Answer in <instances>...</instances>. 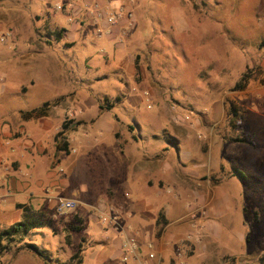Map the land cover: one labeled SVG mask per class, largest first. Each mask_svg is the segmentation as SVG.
I'll return each instance as SVG.
<instances>
[{
  "label": "rangeland",
  "instance_id": "1",
  "mask_svg": "<svg viewBox=\"0 0 264 264\" xmlns=\"http://www.w3.org/2000/svg\"><path fill=\"white\" fill-rule=\"evenodd\" d=\"M56 1L62 0H0V123L7 126L18 112L30 111L45 102L49 103L47 110L55 106L66 109L63 117H42L40 120H47L51 126L33 142L37 156L38 141L50 147L52 140L48 137L62 121L58 131L62 130V134L57 143L53 141L69 154L57 150L59 162L54 161L52 167L48 165L53 154L39 155L37 158L45 162L46 168L33 172L29 178L30 181L42 179L48 189L51 178L47 177L46 170H53L56 180L61 181V186L55 188L58 196L66 197L75 189L80 193L81 202L73 210L53 209L47 218L50 225L33 229L23 239L6 242V248L0 253V264H60L81 244L83 264H96L89 255L100 243L97 241L101 234L91 221L90 214H98L89 203L106 197L104 165L98 155L108 152L110 156L108 144L114 141V136L112 132L108 134L105 146L103 140L97 141L93 136L87 137L83 144L70 142L66 130L71 124L77 127L103 112L113 120L129 122L134 127L135 123L139 124L141 129H135L141 134L136 136L139 147L145 146L148 140L154 146L175 145L178 143L175 132H182L183 126L187 146H192L191 153L195 142H199L203 152L220 155L225 168L235 173L221 188L238 187L241 195L245 193L243 224L234 226L238 232L242 228L245 243L203 241L194 247L191 241L175 249L193 254L203 245L202 251L212 256L224 254L222 262L213 259L207 264H258L264 251V103L244 90L254 82L264 84V52L259 62L253 64V58H257L256 42L264 39L263 0H132L136 26L123 40L122 55L112 56L106 55L105 50L113 52L115 41L96 36L93 33L96 26L90 22L85 23V31L76 44H68L70 36H61V28L69 29L71 22L64 12L55 8ZM73 18L79 21L78 16ZM14 26L20 29L18 39L12 36ZM46 41H57L54 51L63 59L64 71L76 72L73 75L64 72L57 84L48 76L32 79L21 69L27 57H35L30 50L43 47ZM127 57L133 68L130 75L121 67ZM246 69L253 70L252 79L243 90L234 89ZM230 102L245 117L235 128L228 122ZM237 136L245 140L233 141ZM218 138L231 143L216 146ZM5 171H0V178L6 176ZM212 179L217 180L214 176ZM161 195L174 201L177 214L186 213L185 206L198 198V194L188 198L175 190ZM201 215L200 210H193L185 218L194 227L197 216ZM79 216L85 218L84 228L80 232H67V224L77 223ZM221 226L225 230L226 226ZM26 244H31L46 260L34 248H19ZM185 263L205 264L197 263L194 258L185 259L182 264ZM97 264L110 263L99 260Z\"/></svg>",
  "mask_w": 264,
  "mask_h": 264
},
{
  "label": "crops",
  "instance_id": "2",
  "mask_svg": "<svg viewBox=\"0 0 264 264\" xmlns=\"http://www.w3.org/2000/svg\"><path fill=\"white\" fill-rule=\"evenodd\" d=\"M70 1L73 3V9L62 12L68 16V21L71 24L69 29L61 28L63 31L61 36H70L68 44L72 45L76 44L80 38L79 35L85 31V23L90 22L93 26L97 24L96 21L87 17L88 4L98 2L103 11H107L111 6L121 4L131 11L134 19V26L131 30L124 31L122 23L106 27L107 24L104 20H101V26L105 29L101 31V34L93 32L98 37L115 41L113 52L108 53L104 49L106 55H122L123 48L121 45L124 44L123 40L129 37L137 22L136 11L132 6L134 1L115 0L111 3H105L102 0ZM73 16H78L79 21L75 23L74 20H71ZM19 31V26L12 28L13 38L18 39ZM122 35L123 38L119 41ZM47 44H52L53 48L50 49L51 46L48 47ZM56 45L57 41H46L43 47L35 45L38 49L32 48L30 50V52L35 53V57L29 59L27 57L28 61L22 62L21 69L32 79L50 77L51 81L56 84L64 77V72L68 75L76 73L74 70L64 71V61L54 51ZM263 52L264 39L261 42H256L255 53L257 58H253V64L259 62L258 58ZM100 56L102 55L100 54ZM89 61L91 62L90 58ZM262 64L264 65V63ZM121 67L125 68L128 75L133 73L129 58L124 60ZM55 73H58L57 76ZM32 82L34 81L32 80ZM263 85L258 82L251 83L244 92L249 93L256 101L264 103ZM258 108L260 109V107ZM65 112L66 109L55 106L51 110H46L43 119L59 117L60 115L63 117ZM21 113L24 112H18L14 117L15 120L7 126H2L0 123V171L7 170L5 171L6 176L0 178V227H9L21 220L23 214L21 205L30 206L31 210L39 214L42 213L47 219L48 214L56 208V198L61 197L55 191V188L61 186V181L56 180L53 170H46L47 177L51 178L50 188L48 189L44 187L42 179L37 178L30 181V178L33 176V172H38L44 167L43 163L45 162L37 158L39 155L51 156L53 154L49 165L47 163L49 167H52L54 161L59 162L55 152L58 150L60 153H66L59 146H56L57 141L55 143L53 141L62 121L55 125L54 132L48 137L52 140L50 147L38 141L39 150L36 151L37 156H35V142L33 141L37 137L40 138L42 133L51 126V123H48L47 120H40L42 117L38 119L33 117L23 118ZM94 118L91 121L84 120L81 124H77V127L71 124L69 130H66L67 133L69 132L67 135L70 142L78 141L83 144H86L87 137L93 136L97 141L98 139L99 141L103 140L105 146L104 142L109 140L108 134L112 132L114 136V141L108 144L110 156L108 152L98 155V159L104 165V192H106V197L102 198V201L89 203L94 212L98 214H90L91 221L94 222V227L101 234L99 241H97L100 243L95 245V250L89 255L94 263L97 264L99 260H104L110 264H182L185 259L194 258L197 263L207 264V262H212L213 259L222 262L224 254L212 256L202 251L204 249L203 245L199 246V248L201 247L199 252L195 251L193 254H189L186 250H177L175 247L184 244L183 242L187 244L191 241V245H195L194 247L203 241L225 242V240H228L234 243L235 241L245 243V234L241 231L242 228L239 232L234 230L236 224H239V222L243 224L245 193L241 195L238 187L235 189L233 187L221 188L225 182L231 181L235 173L232 174L231 171L225 168L220 155L216 157L217 155L210 152H203L200 149L202 144L199 142H195L196 144L192 148L195 154L191 153L192 146H187V132L183 126L180 127L182 132H175L178 143L183 142L181 145L177 143L178 145L170 144V147L165 144L154 146L147 139V144L139 147L136 144V136L141 134L135 132V129L138 131L141 129L139 124L135 123L136 127H134L132 123L113 120L106 112L96 115ZM173 128H175L174 124ZM204 130H207V128H204ZM102 135L104 137H101ZM141 138L143 139V137ZM250 138L253 140V136H250ZM218 139L215 143L216 146L223 147L230 142L221 138ZM133 149L136 152H132ZM66 154H69V152ZM213 176L215 179L217 178L216 181H213ZM173 190L179 195H187L188 198L198 194L197 200H189L191 204L185 206L188 209L186 213H179L180 215L175 213L178 208L174 201L162 197L163 192H173ZM79 194L78 190L71 189L70 194L62 198L77 201L78 208L81 202ZM193 210H200V215L202 214L197 216L198 221L194 227L190 226L189 221L185 218ZM103 213L111 218L109 224H103L99 220ZM176 215L177 217L172 218ZM79 217L82 220L81 229L77 232L84 228L86 222L85 218ZM67 222H70V220ZM221 225L226 226L225 230ZM131 234L137 238L139 248L133 256L128 260H124L121 245L124 237ZM84 240L85 238L82 237V243ZM147 242H152L154 245L153 258H148ZM233 254L232 252L230 256H233ZM249 258L250 255L247 256V259ZM83 261L81 264H83Z\"/></svg>",
  "mask_w": 264,
  "mask_h": 264
},
{
  "label": "trees",
  "instance_id": "3",
  "mask_svg": "<svg viewBox=\"0 0 264 264\" xmlns=\"http://www.w3.org/2000/svg\"><path fill=\"white\" fill-rule=\"evenodd\" d=\"M252 71L246 69L237 82L234 85V89L236 90H243L248 82L252 79ZM49 103L45 102L42 104V106H39L37 108H33L30 111L21 113V116L23 118H38L43 117L46 115V110L48 108ZM101 109L103 107H100ZM109 109V108H106ZM228 122L229 126L236 127V123H243L245 120L243 112L240 110V108L236 105H234L232 102L229 103V110H228ZM64 124L62 125V128H64ZM62 134V130L57 133L55 141H57L58 136ZM233 141L236 142H243L245 139L243 136H237L236 138H232ZM23 214L21 217V220L10 225L9 227H0V253L6 248V242H11L14 240H17L18 238L23 239V236L25 234H28L30 231H32L35 228H39L42 225H50L49 221L45 218V216L41 213H37L36 211L31 210L30 206L28 205H21ZM76 219V218H75ZM78 222L75 224H69L66 227V231H77L81 229V219H76ZM69 234H67L68 236ZM19 236V237H17ZM17 237V238H16ZM21 248H29L33 249L34 247L31 244L22 245L19 247ZM35 249V252L44 260H46L45 256L42 255L39 251ZM83 261V248L82 244L78 246L77 250L69 256L65 261L60 262V264H81ZM258 264H264V251L260 254L258 258Z\"/></svg>",
  "mask_w": 264,
  "mask_h": 264
},
{
  "label": "built area",
  "instance_id": "4",
  "mask_svg": "<svg viewBox=\"0 0 264 264\" xmlns=\"http://www.w3.org/2000/svg\"><path fill=\"white\" fill-rule=\"evenodd\" d=\"M102 1H104L105 3H111V2H114L115 0H102ZM55 8L60 11L72 10L73 3L70 0L56 1ZM87 9H88L87 17L97 22L96 28L94 30L95 33L97 34H101V31L105 29V27L101 26V23H100L101 20H104V22L107 24L106 27H112V26H116L119 23H122L124 25V31H129L134 25V19H133L131 11H129L127 8H125L121 4L116 5V6H111V8H109L107 11H103L101 10L98 2H93L87 5ZM73 17H76V16H73ZM71 20H74V22H77L76 19L71 18ZM123 35L121 36V38H119V41H121V39L123 38ZM55 205H56L57 211L64 212V211L75 209L78 205V202L72 199L57 197L55 200ZM99 219L103 224H109V222L111 221V218L106 213L101 214ZM121 248H122L123 259L128 260L131 256H133L136 253V251L139 248V243H138L137 238L132 234L127 235L126 237H124ZM146 248L149 251L148 258H153L154 257L153 243L147 242Z\"/></svg>",
  "mask_w": 264,
  "mask_h": 264
}]
</instances>
